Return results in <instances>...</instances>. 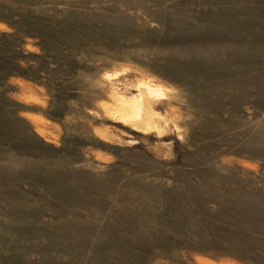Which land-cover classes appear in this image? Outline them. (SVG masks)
I'll list each match as a JSON object with an SVG mask.
<instances>
[{"label":"rangeland","instance_id":"374dc122","mask_svg":"<svg viewBox=\"0 0 264 264\" xmlns=\"http://www.w3.org/2000/svg\"><path fill=\"white\" fill-rule=\"evenodd\" d=\"M0 264H264V0H0Z\"/></svg>","mask_w":264,"mask_h":264},{"label":"bare ground","instance_id":"6f19581e","mask_svg":"<svg viewBox=\"0 0 264 264\" xmlns=\"http://www.w3.org/2000/svg\"><path fill=\"white\" fill-rule=\"evenodd\" d=\"M143 87H144V89H143L144 91L143 92L141 91L140 95L138 96L139 105L138 106H132L131 105L130 106V108H131L130 109L131 110L130 113L132 111H134V114L136 115L138 120L141 122L140 124L142 126H137L136 125V128H138L140 131L146 133V132H149L151 130L153 131V129H156V126H155V123H154V121H155L154 118H155L156 114L149 107L148 100H147L148 95L153 90H155V88H153V87H151V86H149V85H147L145 83L143 84ZM123 103H125V102H123ZM134 127H135V125H134ZM156 130H158V129H156Z\"/></svg>","mask_w":264,"mask_h":264}]
</instances>
